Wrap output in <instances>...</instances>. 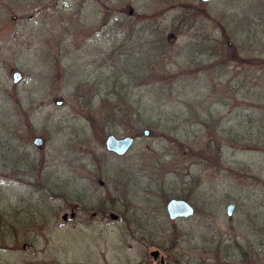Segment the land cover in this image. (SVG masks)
Returning <instances> with one entry per match:
<instances>
[{
	"label": "rangeland",
	"instance_id": "374dc122",
	"mask_svg": "<svg viewBox=\"0 0 264 264\" xmlns=\"http://www.w3.org/2000/svg\"><path fill=\"white\" fill-rule=\"evenodd\" d=\"M0 264H264V0H0Z\"/></svg>",
	"mask_w": 264,
	"mask_h": 264
},
{
	"label": "water",
	"instance_id": "95a60500",
	"mask_svg": "<svg viewBox=\"0 0 264 264\" xmlns=\"http://www.w3.org/2000/svg\"><path fill=\"white\" fill-rule=\"evenodd\" d=\"M202 1H208V0H202ZM21 78V74L18 71H15L13 73V79L14 81H18ZM57 104H61V102H57ZM149 131L147 129L144 130V134L148 135ZM41 142V139L36 137L34 139V143L39 145ZM133 138L130 136H126L124 138H117L113 134H109L106 137L105 140V146L108 151H113L118 155L124 154L132 145ZM233 209V205L229 204L227 206V214L230 215L231 211ZM166 211L168 213V216L170 219H175L177 217H187L193 214V207L185 200L183 199H170L166 203ZM158 251L153 250L151 252V255H153L154 258L157 257Z\"/></svg>",
	"mask_w": 264,
	"mask_h": 264
},
{
	"label": "flooded vegetation",
	"instance_id": "af4514ba",
	"mask_svg": "<svg viewBox=\"0 0 264 264\" xmlns=\"http://www.w3.org/2000/svg\"><path fill=\"white\" fill-rule=\"evenodd\" d=\"M153 258V257H152ZM154 259V258H153ZM160 262H163L162 260H160Z\"/></svg>",
	"mask_w": 264,
	"mask_h": 264
}]
</instances>
